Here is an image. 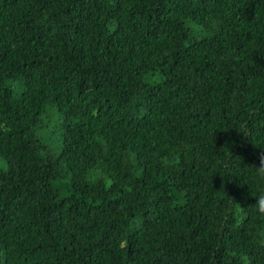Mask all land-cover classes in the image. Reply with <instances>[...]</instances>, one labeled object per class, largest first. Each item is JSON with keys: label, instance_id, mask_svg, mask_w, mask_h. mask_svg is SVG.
<instances>
[{"label": "trees", "instance_id": "1", "mask_svg": "<svg viewBox=\"0 0 264 264\" xmlns=\"http://www.w3.org/2000/svg\"><path fill=\"white\" fill-rule=\"evenodd\" d=\"M264 0H0V264H264Z\"/></svg>", "mask_w": 264, "mask_h": 264}, {"label": "clouds", "instance_id": "2", "mask_svg": "<svg viewBox=\"0 0 264 264\" xmlns=\"http://www.w3.org/2000/svg\"><path fill=\"white\" fill-rule=\"evenodd\" d=\"M260 165L255 167L256 175L259 176L261 179H264V154H261L259 157ZM255 211L260 216L264 217V192H262L255 201Z\"/></svg>", "mask_w": 264, "mask_h": 264}]
</instances>
